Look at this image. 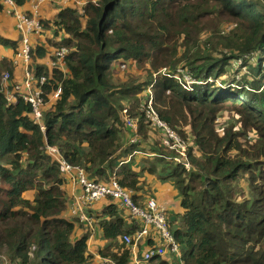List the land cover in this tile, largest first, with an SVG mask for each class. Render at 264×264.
<instances>
[{
    "label": "trees",
    "instance_id": "1",
    "mask_svg": "<svg viewBox=\"0 0 264 264\" xmlns=\"http://www.w3.org/2000/svg\"><path fill=\"white\" fill-rule=\"evenodd\" d=\"M82 1L88 2L83 17L76 6L59 10L53 21L39 16V36L52 34L45 37L53 48L50 56L59 48L69 50L65 75L50 68V78L45 68L33 66L36 58L45 55V48L31 46L32 73L48 77L45 93L61 85L59 98L43 113L44 130L32 121L31 106L20 98L9 102L0 86V253L9 264H93L87 236L73 238L76 226L88 232L87 226L63 216L64 179L58 164L45 152L50 146L91 181H106L109 174L114 175L141 209L147 187L139 173L173 184L182 211L174 225L169 222L178 246L173 257L177 262L154 264H264V83L260 81L264 73L260 59L251 79L239 89L212 84L226 74L228 63L238 58L250 63L244 57L251 53L264 57V10L258 2L264 0ZM14 2L22 6L25 0ZM4 9L0 0V13ZM203 32L209 33L207 44L213 45L209 54L199 44ZM0 45L15 52L19 34L17 42L0 37ZM219 46L225 51L214 58ZM118 60L119 67L133 63L143 69L146 79L117 82L113 62ZM178 63L183 66L177 68ZM165 67H171L170 73L190 70L194 83L185 90L175 79L159 76ZM1 71L11 76L5 60L0 62ZM150 86L160 119L182 139L187 136H182L180 128L190 129L189 169L170 159L177 156L175 151L162 146L160 136L154 139L141 117L140 95ZM225 108L239 116L240 130L229 126L218 132L216 119ZM123 110L139 118L135 142L134 133L125 128ZM120 128L130 137L126 144ZM248 131L256 138L240 141ZM30 191H35L32 200L23 197ZM104 200L110 203L96 216L101 218L98 226L103 238L116 243L122 234L132 236L138 220L110 196L100 201ZM93 205L88 209L92 218ZM144 242L148 248L153 245L150 239ZM115 248V252L99 251L102 264L105 260L129 264L130 247L122 242Z\"/></svg>",
    "mask_w": 264,
    "mask_h": 264
},
{
    "label": "built area",
    "instance_id": "2",
    "mask_svg": "<svg viewBox=\"0 0 264 264\" xmlns=\"http://www.w3.org/2000/svg\"><path fill=\"white\" fill-rule=\"evenodd\" d=\"M50 3L57 6H62L67 3V0H39V3ZM94 2V1H92ZM5 7L4 14L14 18L15 27L19 34V47L15 51V63L23 67V77L20 83L13 84L10 90H5L8 101L22 99L25 103L31 106V119L44 130L42 125L45 102V88L48 85V77L36 76L32 73L30 68L31 63V38L37 37L41 32V23L39 20L38 6L30 13L21 12L18 10L14 0H2ZM86 1H80L76 8L79 16L83 17V7L87 4ZM69 55V50L66 48H59L53 51L50 56V68L55 69L58 73L65 75L66 57ZM258 55V54H257ZM250 62L260 59L259 65L264 70V57H257L256 54L251 53L248 57ZM243 62L242 58L236 59ZM257 61V60H256ZM184 70V69H183ZM178 70V72L170 73L168 70L163 69L159 74L175 79L183 89L187 90L186 86H190L194 82L190 74L186 70ZM156 76V75H154ZM11 76L8 72H4L0 76V86L4 87L10 82ZM151 87V86H150ZM61 92L60 83L54 89L51 99H58ZM146 93H150V88H147ZM140 114L142 119L149 124L150 127L159 132L160 141L162 146L168 150L175 151L177 156L170 158L173 162L183 165L189 169V164L186 161L187 146L181 137H178L172 129L164 123L153 110V100L151 94L148 96L146 102L140 104ZM122 117L125 128L134 133L132 142L136 141L139 118H131L126 110L122 111ZM45 152L50 156L59 167V171L65 178H71L73 182L80 188V194L73 197L72 202L68 209L70 217L78 219L81 223L85 224L88 230L92 229L93 218L89 215L88 209L100 200L110 196L112 199L119 202L123 209H127L134 219L138 220V229L130 235H123L122 242L128 247H134L136 244L144 239L150 233H155L158 239V244L147 248L142 254L141 258L134 261V264H149L153 258H162L169 254L177 255L178 246L169 230L167 214L164 210L157 207L154 200L149 199L145 202L143 209L136 207L129 197V192L121 188L118 184L117 178L114 175L108 176L106 181L94 182L87 178L85 172L80 167L69 165L59 154L56 147L46 146ZM171 160V161H172ZM136 220V221H137ZM1 264H9L5 258H2ZM104 264H116L112 260H105Z\"/></svg>",
    "mask_w": 264,
    "mask_h": 264
},
{
    "label": "crops",
    "instance_id": "3",
    "mask_svg": "<svg viewBox=\"0 0 264 264\" xmlns=\"http://www.w3.org/2000/svg\"><path fill=\"white\" fill-rule=\"evenodd\" d=\"M78 3H80V0H67V3L65 5H63L62 8L55 9L48 3H45V2L39 3V0H25L24 4L22 6H17V8L21 12L30 13V11H32L34 8V5L39 4L38 10H37L39 16H41V18H43L45 20L53 21L56 18V15L59 13V10L66 9V8H70V9L74 8L76 5H78ZM0 37H2L4 39L11 40V41H16V42L18 39V34H17L16 27H15L14 18H12V17H10L4 13H0ZM45 37H52L51 32L48 31L46 34H43V36H39V37L33 36L31 38V44H32L33 49L42 45L46 51L45 55L41 59L36 58L33 66L37 65V66H41V67L45 68L49 77L53 78L52 71L50 70V59H51L50 53H51V50L53 48L50 45H48L47 43H45ZM53 39H54V41L57 40V38H53ZM14 54H15V52L13 51V49L0 45V62L2 60H5L7 63H9V65L11 66V69H12L10 82L7 83L6 86H4L5 90H10V88L12 87L13 84L20 83L22 80V77H23V67L20 64L15 63V55ZM32 63H33V60H32ZM3 72H5V71H1L0 74H2ZM53 92H54V90H52L49 93H45L46 105L44 107V112H46L55 103V100L51 99V95ZM10 102L15 103V100H11ZM129 138L130 137L125 132V134L123 135V141L125 144L127 143V140ZM153 178L147 174H142V176H141V179H143L146 182V187H147L146 191L143 192L142 196L144 198L145 197L144 194L147 192H149V195H150V197L148 199L143 200V203L149 199L154 200L157 207L166 212L167 218H168V224L170 222V226H172L175 223V221H174L175 217L179 216L182 212L181 206H180L181 198L177 194L178 192L176 193L175 189H173L174 188L173 186H171L167 183H163L162 181L157 182ZM63 179H64V185L62 187V190L64 191L65 198H66V204H65L66 208H65L63 216L66 218H69V214H68L69 206L72 202L73 197L79 195L81 190L75 184V182H73V180H71V178L63 177ZM33 192L35 195V191H30V192L24 193L23 197L27 198V195L29 193H33ZM27 199L31 200L33 198H31V199L27 198ZM108 203H110V202H108L107 200H104V201L96 202L93 205L92 213H94L95 217H93V226H92L91 230H88V232H87V231H85V229L83 227L76 226L75 230H74V234H73L74 239H78L84 235L87 236V241H86L87 253L92 257L93 264H102V261L104 258L101 257V255L99 254L100 250L107 249L108 252L117 251L115 248V245H116V243L122 244V236L125 235V234H122V235L118 236V238L116 239V243L115 242H112V243L108 242L103 238L102 230L98 226V222L101 220V218L96 217V216L100 215L102 208L105 205H107ZM115 203L118 205L119 202L117 203V201H116ZM118 207L121 208L119 205H118ZM122 214H124V212H122ZM126 222H127V224H130L129 220H126ZM171 223H172V225H171ZM135 226L138 229L137 223H135ZM127 228H130V227H127ZM132 234H134V233H132ZM147 239L152 240V242H153L152 246L158 244L157 236L153 232L147 236ZM133 248L134 247H130V249H131L130 250V258L131 259H130L129 264H134V261L136 259L139 260L142 256V254L147 250L148 245L145 244L144 240H142L141 242L136 244L135 249H133ZM170 257H172V259H174L173 258L174 255L169 254L165 257L157 258L154 261L150 262L149 264L157 263L160 260L161 261H163V260L167 261L166 258L171 259Z\"/></svg>",
    "mask_w": 264,
    "mask_h": 264
},
{
    "label": "rangeland",
    "instance_id": "4",
    "mask_svg": "<svg viewBox=\"0 0 264 264\" xmlns=\"http://www.w3.org/2000/svg\"><path fill=\"white\" fill-rule=\"evenodd\" d=\"M80 1H82V0H80ZM258 2H259V4L262 5V8L264 10V3L263 2L261 3L260 1H258ZM48 4H50V3H48ZM230 28L231 27L229 26L227 28V30H230ZM222 30H223V28H222ZM208 37H209V33L208 32H203L199 36V44H200L201 49L204 51L203 52L201 50L204 54H209V53H211V50H213L212 49L213 45H209L210 43L207 44V42H206ZM214 51H215V53H213L214 54L213 57L215 58V57H217L218 54L221 53V51L224 52L225 50H223L222 46H219ZM256 56L260 57V56H262V54L261 55L258 54ZM118 64H119V60L117 62H113V66H117ZM176 66H177V68H180V66H183V65H182V63H178ZM256 66H258V61H256V60L253 61V62H250V63L239 62L238 60H235L232 63H228V65H225L224 70H225L226 74L224 76L220 77L219 79H216V80L214 79L212 81V84H215L216 86L222 87V88L231 87V88L239 89L240 87H242L241 84H245L246 85L245 80H250L251 79V77L253 76V73H254L253 71L255 70ZM170 68L169 67H165V69H167V70H169ZM260 68H261V71H262L261 72V75H262L264 73V70H263V68L261 66H260ZM162 69H164V68H162ZM162 69H160V70H162ZM187 72L191 75L190 70H188ZM154 74H155V72L152 74L154 79L157 78L156 76H158V75L161 76V74H158V75H156L154 77ZM113 75H114V78H115V80L117 82H125L128 79L142 82L147 77V74L145 73V71L143 69L137 68L133 63H128V65H124V68L117 66L115 71H114V73H113ZM259 80H260V78H259ZM260 81H261L262 84L264 83V79H263V81L262 80H260ZM247 87H248V85H247ZM147 88H150V93H146V91H145L143 94L140 95L139 105L141 104L142 101L146 102L148 100L149 94H151V97H152V100H153V91H152L151 87H147ZM155 108L156 107H155V103H154V100H153V110H154L155 114L157 116H159L158 115V111ZM229 126H231L233 130H240L241 129L240 122H239V116L237 114H235L233 111H231L229 108H225L220 113H218V117L216 119V129L218 130V132H221L224 128L229 127ZM150 129L152 130V132H154V134L152 135L153 138L155 139L157 137L159 139V132L156 129H153L152 127H150ZM180 129L184 132L182 134V136H184V135L187 136V138H184L185 140L184 139H182V140H184V142H185V144H186V146L188 148L187 142H189V140H190V129H189L188 126L185 127V128H184V126H182ZM172 131L178 137L181 136V135H179V133L177 131H175V130H172ZM124 134H125V130L123 128H120V137L123 136ZM255 138H256V135L253 132L248 131V133L246 135V138H242V139H239V140L240 141H243V140L250 141V140H254ZM186 161H187V158H186ZM134 169H135V166H134ZM138 169H140V168H138ZM139 174H140V178H141L142 174H146V173H139ZM150 177H152V178L154 177L153 179L155 181H157V182L161 181L155 176H151L150 175ZM97 182H99V181H97ZM163 183H167V184L173 186V184L170 183L169 181L168 182H163ZM240 184H241L242 187H244V189H246V182L242 181V182H240ZM173 189H175V188H173ZM175 191L177 193L176 189H175ZM144 195H145L144 199H148L150 197L149 192L145 193ZM27 198H30V199L34 198V192L33 193H29L27 195ZM0 255H1V258L5 257L4 253H0ZM170 258L171 259L166 258L167 261H169L171 263L177 262V260L175 258L174 259H172V257H170Z\"/></svg>",
    "mask_w": 264,
    "mask_h": 264
}]
</instances>
